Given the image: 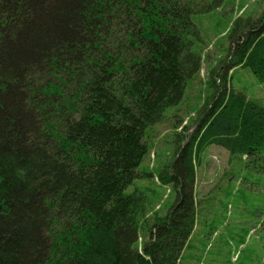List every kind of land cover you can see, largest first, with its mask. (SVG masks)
I'll list each match as a JSON object with an SVG mask.
<instances>
[{
  "label": "trees",
  "instance_id": "1",
  "mask_svg": "<svg viewBox=\"0 0 264 264\" xmlns=\"http://www.w3.org/2000/svg\"><path fill=\"white\" fill-rule=\"evenodd\" d=\"M216 0H0V264H180L195 230L196 168L210 147L264 169V13L238 18L172 162L139 170L146 131L177 107L203 58L194 19ZM218 81V82H217ZM174 200L147 216L134 182ZM264 264V263H263Z\"/></svg>",
  "mask_w": 264,
  "mask_h": 264
},
{
  "label": "rangeland",
  "instance_id": "2",
  "mask_svg": "<svg viewBox=\"0 0 264 264\" xmlns=\"http://www.w3.org/2000/svg\"><path fill=\"white\" fill-rule=\"evenodd\" d=\"M219 9L194 19L200 34L197 47L203 58L199 75L190 80L181 103L168 109L162 121L146 131L149 154L139 170L157 173L172 162L174 134L192 131L196 111L210 93L207 75L223 60L228 49L227 32L238 18L257 19L264 13V0H216ZM231 85L249 100L264 107V83L248 70H236ZM218 82V81H217ZM193 119V120H192ZM139 189L148 200L147 216L163 217L173 203L170 189L155 179L136 181L127 193ZM196 225L180 264L264 263V169L246 158H234L220 148L210 147L196 168Z\"/></svg>",
  "mask_w": 264,
  "mask_h": 264
}]
</instances>
